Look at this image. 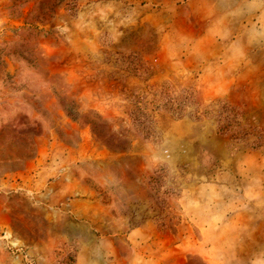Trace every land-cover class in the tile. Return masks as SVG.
I'll return each mask as SVG.
<instances>
[{"label": "rangeland", "instance_id": "rangeland-1", "mask_svg": "<svg viewBox=\"0 0 264 264\" xmlns=\"http://www.w3.org/2000/svg\"><path fill=\"white\" fill-rule=\"evenodd\" d=\"M0 264H264V0H0Z\"/></svg>", "mask_w": 264, "mask_h": 264}, {"label": "trees", "instance_id": "trees-1", "mask_svg": "<svg viewBox=\"0 0 264 264\" xmlns=\"http://www.w3.org/2000/svg\"><path fill=\"white\" fill-rule=\"evenodd\" d=\"M73 6L72 1L66 3V9L71 13ZM146 92L147 95H142V93L135 95L134 99L130 102L129 108L126 110L130 120L129 127L143 139L150 137L153 133L150 123L152 114L155 111H162L172 117L178 118L183 114L185 105L191 102V98L187 93L176 94L163 86H149ZM232 110V107L226 103H223L217 110V114L221 118V130L227 129L233 121ZM85 124L89 126L94 139L108 151L124 152L129 149L130 140L128 139L127 128L120 127L117 130H112L104 120L99 118L87 120Z\"/></svg>", "mask_w": 264, "mask_h": 264}]
</instances>
